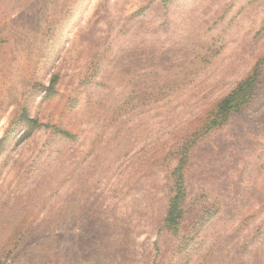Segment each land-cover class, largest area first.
Masks as SVG:
<instances>
[{"label":"rangeland","instance_id":"obj_1","mask_svg":"<svg viewBox=\"0 0 264 264\" xmlns=\"http://www.w3.org/2000/svg\"><path fill=\"white\" fill-rule=\"evenodd\" d=\"M0 264H264V0H0Z\"/></svg>","mask_w":264,"mask_h":264},{"label":"trees","instance_id":"obj_2","mask_svg":"<svg viewBox=\"0 0 264 264\" xmlns=\"http://www.w3.org/2000/svg\"><path fill=\"white\" fill-rule=\"evenodd\" d=\"M259 73L255 71L252 76L244 79L227 97H225L217 106L214 123L221 121L225 116L239 110L256 90ZM64 133H67L64 131ZM181 183V182H180ZM181 187V185H180ZM180 193L173 199L168 211L166 223L176 224L182 216Z\"/></svg>","mask_w":264,"mask_h":264}]
</instances>
